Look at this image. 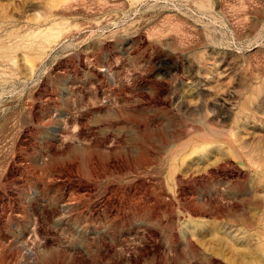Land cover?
Returning a JSON list of instances; mask_svg holds the SVG:
<instances>
[{"label":"rangeland","instance_id":"374dc122","mask_svg":"<svg viewBox=\"0 0 264 264\" xmlns=\"http://www.w3.org/2000/svg\"><path fill=\"white\" fill-rule=\"evenodd\" d=\"M0 264H264V0H0Z\"/></svg>","mask_w":264,"mask_h":264},{"label":"bare ground","instance_id":"6f19581e","mask_svg":"<svg viewBox=\"0 0 264 264\" xmlns=\"http://www.w3.org/2000/svg\"><path fill=\"white\" fill-rule=\"evenodd\" d=\"M28 254H29L30 256H32L33 253H32V251H30ZM20 255H21V254L17 253V257H18V258H20Z\"/></svg>","mask_w":264,"mask_h":264}]
</instances>
